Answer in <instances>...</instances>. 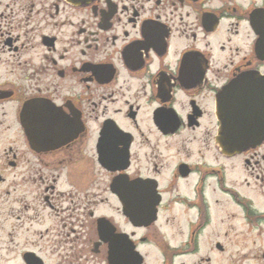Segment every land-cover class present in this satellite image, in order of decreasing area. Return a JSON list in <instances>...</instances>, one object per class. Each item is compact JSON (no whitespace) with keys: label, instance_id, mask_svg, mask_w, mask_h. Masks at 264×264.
Listing matches in <instances>:
<instances>
[{"label":"flooded vegetation","instance_id":"obj_1","mask_svg":"<svg viewBox=\"0 0 264 264\" xmlns=\"http://www.w3.org/2000/svg\"><path fill=\"white\" fill-rule=\"evenodd\" d=\"M263 133L264 0H0V264H264Z\"/></svg>","mask_w":264,"mask_h":264},{"label":"water","instance_id":"obj_2","mask_svg":"<svg viewBox=\"0 0 264 264\" xmlns=\"http://www.w3.org/2000/svg\"><path fill=\"white\" fill-rule=\"evenodd\" d=\"M69 1H71V2H74V3H89V2H91V1H93V0H69ZM219 118H220V121L222 122L223 121V118L221 117V116H219ZM249 135L250 134H247V135H245L243 138H245L246 139V141L248 140V137H249ZM254 137H256V135H253ZM217 141H218V143L221 145V146H225V148H227L228 149V135H227V133L226 134H223V132H222V130L220 131V133H219V135L217 136ZM240 142L241 143H244L243 141H241L240 140ZM230 150H232V148L230 147ZM112 238L113 237H111L110 239H109V241H113L112 240ZM111 242H110V244H111ZM111 246H112V244H111ZM112 254V253H111Z\"/></svg>","mask_w":264,"mask_h":264},{"label":"rangeland","instance_id":"obj_3","mask_svg":"<svg viewBox=\"0 0 264 264\" xmlns=\"http://www.w3.org/2000/svg\"><path fill=\"white\" fill-rule=\"evenodd\" d=\"M104 183V181H102ZM103 195H107V192L106 191H103L102 192Z\"/></svg>","mask_w":264,"mask_h":264}]
</instances>
